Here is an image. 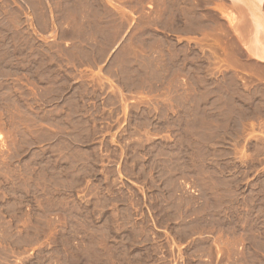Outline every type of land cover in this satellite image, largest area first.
<instances>
[{"label":"rangeland","instance_id":"rangeland-1","mask_svg":"<svg viewBox=\"0 0 264 264\" xmlns=\"http://www.w3.org/2000/svg\"><path fill=\"white\" fill-rule=\"evenodd\" d=\"M230 6L0 0V264H264V34Z\"/></svg>","mask_w":264,"mask_h":264},{"label":"bare ground","instance_id":"bare-ground-1","mask_svg":"<svg viewBox=\"0 0 264 264\" xmlns=\"http://www.w3.org/2000/svg\"><path fill=\"white\" fill-rule=\"evenodd\" d=\"M231 3V9L232 8H236V10H240V14L242 15H248L249 20L244 18L245 20L249 21L248 24H246V21L243 20L242 22H245L244 24H246L245 29L252 30L253 34H259L263 33L264 34V0H228ZM224 2V1H223ZM222 3V1L220 2ZM240 3L244 4V7L247 8L246 11L244 10V8H240ZM243 9V10H242ZM237 10V11H238ZM245 11V12H244ZM236 12V11H235ZM239 15V14H238ZM237 15V16H238ZM230 16V15H229ZM235 16V18L237 17ZM232 17V16H231ZM240 17V16H239ZM242 16L240 17L241 20ZM231 20V19H230ZM237 20V18H236ZM234 22V19H233ZM240 22V21H239ZM240 24V23H239ZM242 24V23H241ZM241 26V25H240ZM243 26V25H242ZM237 28V27H236ZM239 28V26H238ZM240 29V28H239ZM247 30H244V32L246 31L248 33ZM245 32V33H246ZM242 33V32H241ZM243 35V34H242ZM241 35V36H242ZM255 36V35H254ZM253 36V37H254ZM261 36V35H260ZM263 36V35H262ZM261 36V38H262ZM240 37V36H239ZM243 37V36H242ZM241 38V37H240ZM256 40V38H254ZM258 39V37H257ZM252 40V39H251ZM248 40V41H251ZM243 41V39H242ZM258 41V42H257ZM257 41H251V46L247 47V52L250 56H253L254 58L264 61V36L263 39L261 40L259 37V40ZM254 42V44H253Z\"/></svg>","mask_w":264,"mask_h":264},{"label":"crops","instance_id":"crops-1","mask_svg":"<svg viewBox=\"0 0 264 264\" xmlns=\"http://www.w3.org/2000/svg\"><path fill=\"white\" fill-rule=\"evenodd\" d=\"M247 17H248V15H247ZM249 18V17H248ZM246 50V52H247V48L245 49ZM248 53V52H247ZM253 57V56H252ZM254 58V57H253ZM254 59H256V58H254ZM256 60H258V59H256ZM258 61H260V62H262L263 63V65H264V61H261V60H258Z\"/></svg>","mask_w":264,"mask_h":264}]
</instances>
